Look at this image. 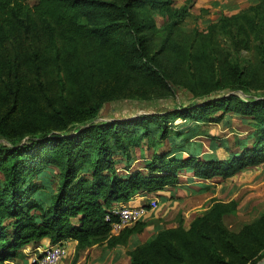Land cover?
Segmentation results:
<instances>
[{"label":"trees","instance_id":"trees-1","mask_svg":"<svg viewBox=\"0 0 264 264\" xmlns=\"http://www.w3.org/2000/svg\"><path fill=\"white\" fill-rule=\"evenodd\" d=\"M173 3L174 0H0V47L16 40L30 42V59L43 84L38 59L42 47L36 43L42 35L54 48L59 71L63 43L72 42L78 47L119 44L135 73L168 86L167 81L174 78L160 56L177 51L190 63L200 59L192 43L176 42L175 30L182 26L189 10L187 3ZM156 14L164 17L167 30L161 51L152 50L150 44V33L159 29ZM209 29L205 37L210 40L202 42L205 49L217 44L216 31L227 35L240 49L248 48L253 41L264 47V0H250L230 15L220 14ZM21 63L20 51L10 56L9 88L13 100L9 112L0 118V264L24 260L28 256L25 247L44 238L51 244L75 240L74 264L88 247L106 244L112 249L127 245L131 236L142 233L150 221L145 217L113 233L111 223L116 217L106 219L113 206L129 203L137 193L157 195L169 186H178L184 171H191L203 183L215 177L231 178L264 162V96L250 95L242 85L249 72L244 58L232 66L234 77L230 78L245 97L231 92L161 113L112 120H98L102 100L62 107L52 99L46 85L41 87L44 98L34 92L25 100ZM232 111L247 117L252 126L245 137L236 138L239 148L235 151L226 140L218 143L213 139L214 151L203 153L202 145L192 140L196 124L185 130L169 124L175 116H191L195 123L218 121ZM22 112L26 116L17 119ZM25 135L30 136L25 140ZM145 145L151 154L134 166L133 149L143 152ZM220 145L229 149V156L214 153ZM39 174L49 177L50 184L42 183ZM228 205L215 201L196 214L189 226L182 218L177 226L159 229L128 250L130 264H175L203 256L214 259L215 264L256 263L264 253L254 258L258 250L247 253L233 243L224 222ZM221 244H228L234 252L223 253ZM234 253L233 258L227 256ZM28 264L37 263L30 259Z\"/></svg>","mask_w":264,"mask_h":264},{"label":"rangeland","instance_id":"rangeland-1","mask_svg":"<svg viewBox=\"0 0 264 264\" xmlns=\"http://www.w3.org/2000/svg\"><path fill=\"white\" fill-rule=\"evenodd\" d=\"M27 1L33 3L36 0ZM249 1L244 0L242 5L227 2L228 5L218 6L216 0L209 2L174 0V6L187 3L189 10V15L182 26H178L175 30L176 42L178 45L192 43L196 48L195 56L200 54V59L196 56L198 61L190 63L187 57L184 58L175 50L174 54L160 56L174 78L167 81L168 86L160 84L158 80L148 75L135 73L128 65L127 56L121 54L125 49L119 44H84L78 47L72 42L63 43L60 62L62 68L59 71L54 61V48L43 35L36 41L37 45L42 47L38 55L40 70L43 73V84H41L37 79L39 72L30 59L31 43L25 41L26 39L9 42L5 47H0V118L9 112L13 100L9 88L11 75L8 73V63L10 56L16 51L21 52V75L26 81L25 100L34 92L44 98L41 90L43 85H46L52 99L62 107L77 102L88 104L102 100L103 105L98 120L161 113L201 101L205 97L223 96L231 92L245 97L243 91L235 88V83H231L232 78H230L234 77L231 74L232 66L240 57L245 59L249 67L248 78L242 85L250 90V95L264 96V62L262 61L264 47L260 48L257 41L256 43L253 41L248 48L240 49L232 44L231 38L221 34V31H216L214 39L217 40V44H211L206 49L202 48V42L210 40L205 37L210 31V23L222 13L230 15L240 10L247 6ZM155 16L159 29L151 32L149 36L152 50H159L162 42H166L167 30L163 25L164 17L161 14ZM24 114L26 116V113L22 112L17 119L23 118ZM222 117L218 121L205 119L195 123L191 116H175L171 118L169 124L181 130L196 124V132L192 140L202 145L200 151L202 150L203 153L214 151L211 141L213 139L218 143L226 140L232 147L231 151H235L239 148V145H236V138L245 137L252 126L247 117L237 112L232 111ZM29 136L25 135L23 139L26 140ZM165 147H168V144ZM143 149V152L133 149V155L136 157L134 166L142 163V157L151 154L152 150L146 145ZM214 153L219 157H227L230 152L220 145ZM191 173L184 171L182 175L188 177ZM38 176L42 179V183L50 184L49 177H42L41 174ZM172 193L174 197L178 196L177 203L169 200L168 195L165 198L159 195L161 196L159 207L146 217L150 221V225L144 230L147 236H152L159 229L177 226L182 218L185 225L189 226L196 214L205 211L215 201H221L229 204V212L225 215L224 222L232 234L236 249L247 253L258 250L254 258L264 253V162L249 166L228 179L215 177L203 183L199 180L197 183L191 182L190 185H181L179 191ZM143 241L145 238L142 241L135 238L132 246ZM50 244L51 241L48 239L45 244L40 245L37 252L41 253ZM101 249L105 257L104 250L107 246ZM221 250L223 253L233 251L228 244H221ZM25 251L28 256L24 260H7L3 264H28L33 252L29 254L27 250ZM74 254L75 252H70L61 264H74ZM123 254L117 259L95 260L98 253L91 250L83 258L82 251L79 264H130V260L127 261L125 258L128 250ZM227 256L233 258L235 253ZM175 264H215V261L203 256Z\"/></svg>","mask_w":264,"mask_h":264},{"label":"built area","instance_id":"built-area-1","mask_svg":"<svg viewBox=\"0 0 264 264\" xmlns=\"http://www.w3.org/2000/svg\"><path fill=\"white\" fill-rule=\"evenodd\" d=\"M141 198L145 199L144 203H121L112 207L106 219L111 220L116 217L111 223L113 233H118L126 226L147 217L151 211H155L160 205L157 197L141 194ZM69 253V247L65 243L50 244L40 254L33 255L31 262H36L37 264H61Z\"/></svg>","mask_w":264,"mask_h":264},{"label":"crops","instance_id":"crops-1","mask_svg":"<svg viewBox=\"0 0 264 264\" xmlns=\"http://www.w3.org/2000/svg\"><path fill=\"white\" fill-rule=\"evenodd\" d=\"M201 1H208L209 2V1H215V0H201ZM227 2L228 3H232L233 2L232 4L242 5L244 3V0H216L215 3H217L218 6H220V5L224 6V5H228ZM184 177H186V178H184ZM181 178H182L181 179V183L178 186H169L166 189L160 191L157 195L151 193L148 196L157 197L159 200H161L160 199L161 196H163L165 198L168 195V197H170L169 200H171L174 203H177L178 202V196H175L174 197L173 196L174 193H172V192L179 191L181 185H184V184L190 185L191 182L192 183H197L200 180L199 178H197L194 175H192V173L188 177L187 176H184V175H181ZM141 194H148V193H145V192L144 193H139V194L137 193L128 202L129 203H137V204L138 203L139 204L140 203H144L145 202V199H142L141 198ZM159 195H161V196L159 197ZM152 212H154V211H151L150 214ZM145 232L146 231H143L140 234H134V235H132L131 238H130L131 243H128L127 245H119V246L114 247L112 249L107 248L106 250H104L105 251L104 253H106V256H105L106 258L104 257V255H102L103 254V249H101L102 247L106 246V244H103L102 246H100V245H94V246L88 247L85 250H82L83 253H84V257L83 258H85L86 255L92 250L93 252H96V254L98 253V255L94 258L95 260H103V259H106L107 260L109 258H111V260L112 259H117L119 256L124 255L123 254L124 252L126 253L127 250H130V249H132L134 247V246H132V243L134 242L135 238H138L139 241H142V240H144V238L146 240V239H148L151 236V235L150 236H147L145 234ZM47 241H48V238H44L43 240H41L37 244L28 245L27 247H25V250H27V252L29 254H31V252H33V255L38 254L37 251H38L39 247H41L40 245L41 244H45ZM65 244L69 247V250H70L71 253L76 251L77 242L75 240H66L65 241ZM125 258H127V261L130 260V256L128 254H125ZM80 259L78 260V262L76 264H79L80 263V261H81ZM11 264H15V263H11Z\"/></svg>","mask_w":264,"mask_h":264},{"label":"water","instance_id":"water-1","mask_svg":"<svg viewBox=\"0 0 264 264\" xmlns=\"http://www.w3.org/2000/svg\"><path fill=\"white\" fill-rule=\"evenodd\" d=\"M254 264H264V256Z\"/></svg>","mask_w":264,"mask_h":264}]
</instances>
